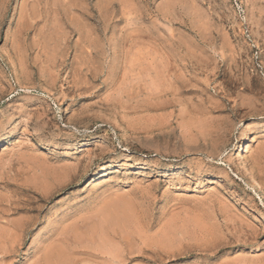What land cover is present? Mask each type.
<instances>
[{"label": "rangeland", "instance_id": "obj_1", "mask_svg": "<svg viewBox=\"0 0 264 264\" xmlns=\"http://www.w3.org/2000/svg\"><path fill=\"white\" fill-rule=\"evenodd\" d=\"M247 171L264 0H0V264H264Z\"/></svg>", "mask_w": 264, "mask_h": 264}, {"label": "bare ground", "instance_id": "obj_2", "mask_svg": "<svg viewBox=\"0 0 264 264\" xmlns=\"http://www.w3.org/2000/svg\"><path fill=\"white\" fill-rule=\"evenodd\" d=\"M246 173H247V178L250 179L251 181L250 183H252L254 191L260 192V194L262 193L261 198H263L264 200V193L259 180L251 172L247 171Z\"/></svg>", "mask_w": 264, "mask_h": 264}]
</instances>
